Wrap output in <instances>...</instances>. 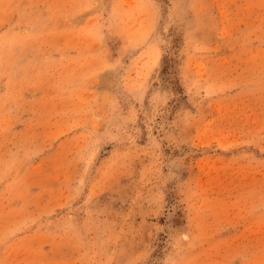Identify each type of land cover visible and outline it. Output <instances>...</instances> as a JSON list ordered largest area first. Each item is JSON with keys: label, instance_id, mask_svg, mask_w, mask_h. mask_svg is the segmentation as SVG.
I'll return each instance as SVG.
<instances>
[{"label": "rangeland", "instance_id": "1", "mask_svg": "<svg viewBox=\"0 0 264 264\" xmlns=\"http://www.w3.org/2000/svg\"><path fill=\"white\" fill-rule=\"evenodd\" d=\"M0 264H264V0H0Z\"/></svg>", "mask_w": 264, "mask_h": 264}]
</instances>
